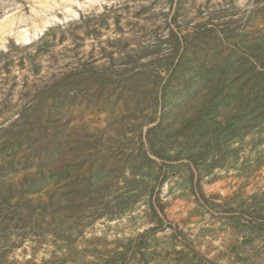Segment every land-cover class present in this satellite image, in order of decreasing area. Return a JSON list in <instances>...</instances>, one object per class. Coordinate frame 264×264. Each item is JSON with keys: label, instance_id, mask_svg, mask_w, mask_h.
Listing matches in <instances>:
<instances>
[{"label": "rangeland", "instance_id": "obj_1", "mask_svg": "<svg viewBox=\"0 0 264 264\" xmlns=\"http://www.w3.org/2000/svg\"><path fill=\"white\" fill-rule=\"evenodd\" d=\"M0 264H264V0H108L9 39Z\"/></svg>", "mask_w": 264, "mask_h": 264}, {"label": "bare ground", "instance_id": "obj_2", "mask_svg": "<svg viewBox=\"0 0 264 264\" xmlns=\"http://www.w3.org/2000/svg\"><path fill=\"white\" fill-rule=\"evenodd\" d=\"M28 10L18 0H0V51L9 39L27 45L49 27L76 19L80 11H89L108 0H25Z\"/></svg>", "mask_w": 264, "mask_h": 264}]
</instances>
